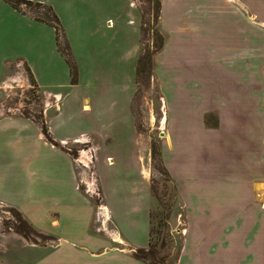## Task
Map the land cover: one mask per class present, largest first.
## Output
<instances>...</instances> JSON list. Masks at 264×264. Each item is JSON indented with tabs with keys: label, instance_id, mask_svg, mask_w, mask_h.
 Here are the masks:
<instances>
[{
	"label": "rangeland",
	"instance_id": "obj_1",
	"mask_svg": "<svg viewBox=\"0 0 264 264\" xmlns=\"http://www.w3.org/2000/svg\"><path fill=\"white\" fill-rule=\"evenodd\" d=\"M128 1L120 0L119 43L113 54V66L99 60L101 46L98 44L90 47L89 52L83 50L95 58L82 66L80 82L45 89L59 93L58 96L40 89L25 65L23 68L15 65L3 83L6 90L0 96V104L6 110L0 117L27 118L42 133V140L67 151L73 158L77 188L87 196L93 209L92 219L98 205L102 204L109 227L124 214L145 223L151 208V241L164 264H264V16H253L250 9L244 10L239 3H229L237 14L232 13L228 21L233 25H246L247 33L242 36L245 45L242 44L241 53L226 55L221 61L229 65L241 56L245 63V109L220 113L206 107L207 111L198 116L200 125L195 131L198 138L194 148L189 147L191 154H188L177 149L179 131L175 129V122L180 115L174 114L169 101L166 105L160 85L157 61L167 37L160 26V11H155L154 0H132L136 14L125 24L126 12H132ZM19 9L29 11L35 18L48 16L57 23L52 12L44 7L20 2ZM124 28L127 30L123 31ZM157 35L162 38V46L154 52ZM138 37L139 51L135 46ZM59 45L69 50L61 29ZM146 52L152 53L150 60L137 76L136 56L138 61ZM134 65L136 86L130 112L137 145L129 114ZM59 78L54 84L63 83V78L62 81ZM85 102L90 108H86L87 104L82 107ZM232 103L235 104V99ZM187 116L182 115L183 118ZM221 120L229 127L221 126L212 131ZM212 138H215L214 153ZM192 163H198L196 173L201 174L200 178H211L212 188L221 185L226 187V193L230 192L225 194L228 208L218 211L215 206V213L208 215L210 219L215 218L214 224L203 215L205 211L207 214L212 211L205 208L211 202L208 194L198 195L195 201L199 203L194 201L190 209L178 188L175 176L184 179L187 166ZM216 191L218 201L220 194ZM193 216L194 225L206 233L202 236L203 242H200L202 237L195 241L188 238L192 226L195 228L190 221ZM223 217L236 221L231 226L228 234L231 239L227 243L223 239L226 227L217 225ZM23 219L16 209L0 205L1 246L6 235L14 232H24L31 243L49 240ZM143 232H136L140 242L145 237Z\"/></svg>",
	"mask_w": 264,
	"mask_h": 264
},
{
	"label": "crops",
	"instance_id": "obj_2",
	"mask_svg": "<svg viewBox=\"0 0 264 264\" xmlns=\"http://www.w3.org/2000/svg\"><path fill=\"white\" fill-rule=\"evenodd\" d=\"M28 1L48 6L56 15L77 66V82L74 85L81 80L82 66L95 58L83 50L89 52L90 47L98 44L101 46L99 60L107 61L105 65H114L113 54L118 47L120 33V0ZM159 1L160 26L167 33L157 61L161 90L166 105L169 101L174 114L180 115L175 122V129L179 131L177 149L191 154L189 147H193L198 138L195 133L200 125L198 116L207 111L206 107L220 113H236L245 109L247 67L241 56L229 65L221 61V57L241 53L242 44L245 45L242 36L247 33L246 25H233L228 21L232 13L237 14L229 3L237 2L244 10L250 9L253 16L261 17L264 16V0ZM128 6L132 12H126L125 24L132 21L136 14L132 0L128 1ZM135 46L139 51V37ZM15 65L22 68L25 65L33 81L49 95L59 96V93L45 90L51 86L72 84L69 65L58 48L55 27L35 18L29 11H21L7 0H0V96L6 90L3 83ZM135 65L131 77L133 92L129 99V114L137 145L130 112L136 86ZM58 77L61 81L63 78V83L54 84ZM211 98L212 102L209 101ZM232 99H235V104ZM85 105L90 108L86 102L82 107ZM184 114L189 116L183 118ZM46 125L49 132L48 122ZM221 126L229 127L221 120L218 127H212V131ZM40 134L36 125L27 118L0 117V205L16 209L33 228L49 237L46 242L31 243L20 233L7 234L4 244L0 245V264H149L136 258L133 251L148 245L151 208L145 223L142 219L124 214V217L112 221L109 231L97 230L89 200L77 188L73 158L67 151L63 152L42 140ZM211 141L214 153L215 138ZM196 165L187 166L184 179L176 176L175 179L190 209L195 202L199 203L195 201L198 195L208 194L211 202L205 208L212 211L208 214L205 211L203 215L214 224L215 218L210 219L208 215L215 213V206L218 211L228 208L225 194L229 191L226 193V187L221 185L212 188L211 178H200ZM216 189L220 194L218 201L215 198ZM194 219V216L190 218L192 225L195 224ZM219 223L226 227L223 228V239L227 243L231 239L228 235L231 226L236 221L223 217L217 225ZM201 229L197 225L195 228L192 226L188 238L195 241L198 237H205L206 233ZM139 231H145L143 242L137 238L136 232ZM227 246L224 245V248Z\"/></svg>",
	"mask_w": 264,
	"mask_h": 264
},
{
	"label": "trees",
	"instance_id": "obj_3",
	"mask_svg": "<svg viewBox=\"0 0 264 264\" xmlns=\"http://www.w3.org/2000/svg\"><path fill=\"white\" fill-rule=\"evenodd\" d=\"M11 5H13L16 8H19V3L20 2H24L28 5L31 6H37V7H44L47 9V11H51V8L45 5H42L41 3H33L31 1L28 0H7ZM155 3V11L158 13L160 11V1L159 0H154ZM52 17H54V19L56 20L57 23H53L52 19L49 18L48 16L45 18H41V20L46 21L47 23L53 25L55 27V31H56V38H57V44H58V48L61 51V53L65 56V59L69 65L70 68V74H71V83L74 84L77 82V66L75 64V61L71 55V53L69 52V50H65L63 48H60L59 45V36H60V25L58 23V19L56 17V15L52 12ZM37 18V17H36ZM37 19H40L39 17ZM60 27V28H59ZM62 30V29H61ZM157 40L156 43L157 45L155 46V50L154 52L158 51L161 46H162V38L160 37V35L156 36ZM68 46V45H67ZM152 53L150 52H146L143 53L141 56H139L138 61H137V76L139 74V72H141L143 70V67L145 65V63L147 61L150 60V55ZM24 221H26L25 219H23ZM27 222V221H26ZM28 223V222H27ZM28 225L34 229L35 231H37L35 228H33L29 223ZM150 226H149V241H148V245L145 248H137L133 251V255L138 258L141 259L149 264H164L163 259L161 257L157 256V251L156 248H154L155 244L152 243L151 241V230H150ZM20 234H22L24 237H28L24 232H20Z\"/></svg>",
	"mask_w": 264,
	"mask_h": 264
},
{
	"label": "built area",
	"instance_id": "obj_4",
	"mask_svg": "<svg viewBox=\"0 0 264 264\" xmlns=\"http://www.w3.org/2000/svg\"><path fill=\"white\" fill-rule=\"evenodd\" d=\"M5 110H6V107L3 106V109L2 111L0 110V113L2 114L5 113L4 112ZM66 150H70V148L66 147ZM102 206H103L102 204H99L98 209L95 212V217H94L95 226H96V229L99 231H109L110 227L108 226V224L110 221L108 220V216L102 210Z\"/></svg>",
	"mask_w": 264,
	"mask_h": 264
}]
</instances>
